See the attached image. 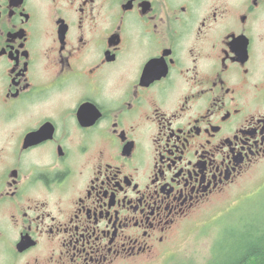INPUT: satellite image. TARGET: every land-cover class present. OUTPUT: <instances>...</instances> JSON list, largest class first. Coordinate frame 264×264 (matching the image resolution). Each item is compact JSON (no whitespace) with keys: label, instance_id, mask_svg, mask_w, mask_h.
<instances>
[{"label":"flooded vegetation","instance_id":"flooded-vegetation-1","mask_svg":"<svg viewBox=\"0 0 264 264\" xmlns=\"http://www.w3.org/2000/svg\"><path fill=\"white\" fill-rule=\"evenodd\" d=\"M264 160V0H0V264H154Z\"/></svg>","mask_w":264,"mask_h":264},{"label":"rangeland","instance_id":"rangeland-1","mask_svg":"<svg viewBox=\"0 0 264 264\" xmlns=\"http://www.w3.org/2000/svg\"><path fill=\"white\" fill-rule=\"evenodd\" d=\"M250 235L264 236V160L184 221L154 264H224Z\"/></svg>","mask_w":264,"mask_h":264},{"label":"trees","instance_id":"trees-1","mask_svg":"<svg viewBox=\"0 0 264 264\" xmlns=\"http://www.w3.org/2000/svg\"><path fill=\"white\" fill-rule=\"evenodd\" d=\"M250 200L248 204H251L254 199ZM252 236H247L248 241L242 237L241 244L233 254V258L224 264H264V236Z\"/></svg>","mask_w":264,"mask_h":264}]
</instances>
